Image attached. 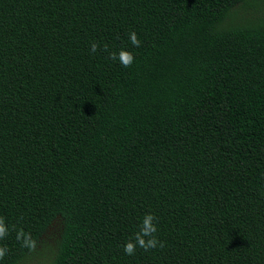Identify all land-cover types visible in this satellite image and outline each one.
Returning <instances> with one entry per match:
<instances>
[{
    "label": "trees",
    "instance_id": "obj_1",
    "mask_svg": "<svg viewBox=\"0 0 264 264\" xmlns=\"http://www.w3.org/2000/svg\"><path fill=\"white\" fill-rule=\"evenodd\" d=\"M0 218V264H264V0H0Z\"/></svg>",
    "mask_w": 264,
    "mask_h": 264
},
{
    "label": "clouds",
    "instance_id": "obj_2",
    "mask_svg": "<svg viewBox=\"0 0 264 264\" xmlns=\"http://www.w3.org/2000/svg\"><path fill=\"white\" fill-rule=\"evenodd\" d=\"M130 36V42L134 47H139L141 41L138 39L137 34L135 32H131L129 34ZM100 48V45L97 42H92L90 45V50L92 53H95ZM107 46L105 45V50ZM109 58L112 60H119L121 65L123 67H130L134 61V56L130 51L121 49L119 53H110ZM156 218L153 214L147 213L144 216V219L142 221L140 232L136 234L135 241L129 240L124 245V251L126 254L132 255L135 253L136 246L139 245L146 251L150 248H155L157 245L160 247H163V242L158 241L157 237L154 235L157 231L156 225L153 223V221ZM8 229L6 228L4 224L3 218H0V238H3L7 235ZM145 237H148L147 240H145ZM18 240H22L24 246H27L29 248H33L35 246V242L31 240L30 236L25 234L23 230H19L17 232ZM6 254V249L3 247H0V258H3Z\"/></svg>",
    "mask_w": 264,
    "mask_h": 264
},
{
    "label": "rangeland",
    "instance_id": "obj_3",
    "mask_svg": "<svg viewBox=\"0 0 264 264\" xmlns=\"http://www.w3.org/2000/svg\"><path fill=\"white\" fill-rule=\"evenodd\" d=\"M44 253V252H43Z\"/></svg>",
    "mask_w": 264,
    "mask_h": 264
}]
</instances>
